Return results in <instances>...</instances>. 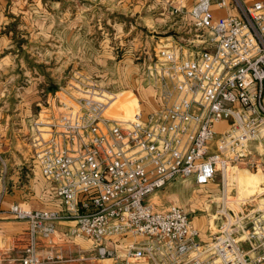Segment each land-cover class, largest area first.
I'll list each match as a JSON object with an SVG mask.
<instances>
[{"label":"built area","instance_id":"obj_1","mask_svg":"<svg viewBox=\"0 0 264 264\" xmlns=\"http://www.w3.org/2000/svg\"><path fill=\"white\" fill-rule=\"evenodd\" d=\"M214 8L237 13L216 16ZM186 12L203 30L197 36L204 46L189 54L177 46L157 50L148 66L160 82L155 110L140 108L133 119H118L106 114L105 96L82 89L84 96H75L65 88L42 106L32 139L41 174L55 184L62 209L10 206V214L29 224L20 264L63 260L59 253H40L38 241L52 245L57 223L69 219L76 224L68 235L93 239L94 257L102 262L264 264V203L227 217L201 241L181 205L159 208L146 200L177 180L208 186L220 176L224 186L229 169L242 162L264 171V1L198 0ZM120 235L141 241L121 253L108 246Z\"/></svg>","mask_w":264,"mask_h":264},{"label":"crops","instance_id":"obj_2","mask_svg":"<svg viewBox=\"0 0 264 264\" xmlns=\"http://www.w3.org/2000/svg\"><path fill=\"white\" fill-rule=\"evenodd\" d=\"M29 1L31 3L35 2V0H0V199L2 209L0 212V264H20L29 243V224L27 221L16 219L9 213L12 204L18 203L25 208L32 209H62V203L56 194L55 184L46 181L41 174V168L36 159L35 143L32 139V126L45 102H43L41 95L44 89L41 88L39 82L35 81V77L31 75L32 73L27 74L24 68L25 61L29 64L28 61L32 57L27 48L31 45L30 41H34L32 37L31 39L28 38V33L31 29H35L33 18L35 17V6H33L35 4L27 5ZM197 1L100 0L94 5L87 4L88 6L79 7L80 13L88 15V17L91 14V18L94 20L92 26H89L86 22V16L80 15L81 18L78 20L77 17L72 20L70 16L68 18L64 16V19H60L57 25L59 29H63L60 34L62 37L58 34L54 25L48 27L50 28L49 31L54 34L57 33L53 38L58 37L57 41L60 44H68L73 37L75 40L80 39L82 46L86 49L88 45L96 44V41H94L96 36H93V33L99 34L97 29L105 27L104 30L112 29L115 32L114 34L119 37L122 35L127 36L135 29L137 16L144 21L147 20V25H149L148 23L152 21L153 11L155 12L158 9H164L165 11L171 8L172 12H175V9L182 6L186 7V10H190ZM245 1L250 3L258 0ZM66 3V0H36V8L44 6L53 11L54 7H59L63 14H67ZM52 11L49 12L55 14V11ZM105 13L107 17L104 18L105 20L101 26L99 17L100 14L104 15ZM214 13L216 16H226L237 12L232 8L221 10L214 8ZM43 23L42 20L37 22V24H41L42 33L46 29ZM92 27L93 32L91 31ZM87 54L94 60H103L104 57H106V60L114 58V56H102L98 52ZM80 55L81 58L82 55H86L85 51L83 50ZM29 68L32 72L35 71L34 67ZM25 75L31 77L25 79ZM61 88L69 91L78 89V92L82 89L79 84H67ZM56 92L49 91L48 99H52ZM142 98H144L142 104L147 107V110H155L159 105L157 96L152 95L151 99L148 96H142ZM50 102L48 100L49 104ZM227 125L228 122L226 121L220 123L217 132L220 133ZM252 150L253 152L258 150L256 144H252ZM249 174L236 176L242 190L240 196L233 198L236 201L247 198L245 195L251 184L253 189L260 188L258 175L251 172ZM254 180L256 181L254 182ZM243 181L246 183H243ZM183 182H188V185L199 188L212 186V184L198 186L193 180ZM209 190L215 189H207V192H210ZM154 194L149 195L147 201L157 204L159 208L169 205V199H165L164 195L162 196L157 192ZM157 196L159 203L154 202ZM202 218V216H197V222L196 219H191L200 230L199 239L207 241L211 236V232L206 227H201ZM75 224L76 222L73 219L59 221L52 245L39 238L38 251L40 253L43 255L49 252L59 253L64 258L61 261L54 260L44 264H112L95 259L93 239L88 237L73 238L68 235ZM136 241L140 242L141 239H135L130 235H120L111 238L108 246L124 253L127 251L128 245ZM136 264L151 263L142 259L137 261Z\"/></svg>","mask_w":264,"mask_h":264},{"label":"rangeland","instance_id":"obj_3","mask_svg":"<svg viewBox=\"0 0 264 264\" xmlns=\"http://www.w3.org/2000/svg\"><path fill=\"white\" fill-rule=\"evenodd\" d=\"M66 1L67 14H63L59 7H54L53 11L44 6L36 8V0L34 3L27 2V5L35 4L33 5L35 6V17H33L35 29H31L28 33V38L31 39L32 37L34 41H30L31 45L27 48L32 57L28 61L29 64L25 61L24 68L27 74L32 73L35 81L39 82L41 88L44 89L41 95L46 106L49 105L48 100H52L51 98L48 99L49 91L54 93L67 84H79L82 90L95 91L109 99L110 104L106 114L110 117L118 119L132 117L135 108H138V105L132 104L134 98L139 99L142 111L148 112L150 110H147V107L142 104L144 101L142 96H148L150 99L152 95L157 96V103L160 104L158 97L160 82L156 78V73L150 75L148 69L151 63L156 62L157 50L162 46H177L180 48V54H189L192 50L204 46L201 41L204 38L197 36V34L203 33V30L198 29L199 27L191 20L189 13L186 12V7H184L183 12H172L171 8L165 11L164 9L153 11L152 21L148 23L149 25H147V20L144 21L137 16V25L127 36L119 37L114 34L112 29L104 30L105 27L97 29L99 34L93 33V36H96L94 39L96 44L88 45L86 49L82 46L80 39L75 40L73 37L68 44H60L57 41L58 37L53 38L57 33L54 34L49 31L48 26L54 25L60 35L63 32V29H59L57 25L60 19H64V16L66 18L70 16L72 20H75L76 17L78 20L81 18L80 15L86 16V22L92 26L94 20L91 18V14L88 17V15L80 13L79 7L94 5L100 0ZM49 11H55V14ZM106 17V13L100 14L99 23L101 26ZM41 20L46 26L44 33L41 32L43 31L41 24H37ZM91 31L93 32V27ZM60 36L62 37V35ZM83 50L86 55H82L81 58L80 53ZM95 52L102 54V56H114V58L106 60L104 57L103 60H94L87 54ZM29 67H34L35 71L32 72ZM34 72L35 74H33ZM27 76L25 79L31 77ZM70 91L75 96H84L83 91L78 92V89ZM248 171L258 175L260 188L253 189L251 184L245 195L247 198L236 201L233 198L242 193L236 176L249 174ZM227 174L224 186L220 176L211 187L207 188L190 186L187 184L188 182L177 180L157 193L164 195L165 199H169L168 204L172 202L185 208L190 218L196 219L197 216H202L201 227H206L209 232H215L224 224L227 217L241 216L243 212L247 213L256 209L260 203H264V171L252 170L242 162L237 167L230 168ZM243 183L246 182L243 181ZM210 188L215 190L207 192V189ZM154 202H160L158 196ZM218 202L224 204L223 210L217 205ZM218 210L222 211L217 213ZM215 214L217 217L211 220Z\"/></svg>","mask_w":264,"mask_h":264},{"label":"bare ground","instance_id":"obj_4","mask_svg":"<svg viewBox=\"0 0 264 264\" xmlns=\"http://www.w3.org/2000/svg\"><path fill=\"white\" fill-rule=\"evenodd\" d=\"M137 98H138V97H137ZM132 104H136V105H138V108H135V110H134V112H133V114H132V115H133L132 117L124 118L123 120H130V119H133V118L135 117V114L139 111V109H140V102H139V99L134 98Z\"/></svg>","mask_w":264,"mask_h":264},{"label":"water","instance_id":"obj_5","mask_svg":"<svg viewBox=\"0 0 264 264\" xmlns=\"http://www.w3.org/2000/svg\"><path fill=\"white\" fill-rule=\"evenodd\" d=\"M217 205L220 206L221 205L220 202H218Z\"/></svg>","mask_w":264,"mask_h":264}]
</instances>
